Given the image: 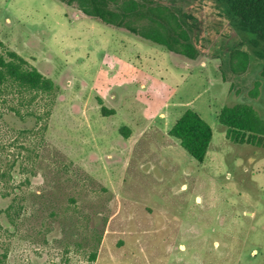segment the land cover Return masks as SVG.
I'll return each instance as SVG.
<instances>
[{
	"label": "rangeland",
	"instance_id": "rangeland-1",
	"mask_svg": "<svg viewBox=\"0 0 264 264\" xmlns=\"http://www.w3.org/2000/svg\"><path fill=\"white\" fill-rule=\"evenodd\" d=\"M149 2L199 22L195 60L62 0H0L4 47L55 85L32 172L14 173L29 180L14 221L0 199V264H264V149L230 143L217 121L236 104L264 120L262 61L246 44L233 75L215 55L236 38L215 0ZM186 110L212 129L202 163L168 136Z\"/></svg>",
	"mask_w": 264,
	"mask_h": 264
},
{
	"label": "trees",
	"instance_id": "trees-1",
	"mask_svg": "<svg viewBox=\"0 0 264 264\" xmlns=\"http://www.w3.org/2000/svg\"><path fill=\"white\" fill-rule=\"evenodd\" d=\"M62 1L68 6L75 5L81 13L103 24L124 28L189 60L200 55L194 41L196 34L192 33L197 26L193 25L196 20L174 8L153 5L149 0L143 3L137 0ZM218 5L221 18L233 29L236 38L233 44L226 45V50H214L215 55L218 54L231 74H243L250 63L249 53L242 48L247 44L262 61L260 77L264 80V0H218ZM53 84L25 59L4 47L0 40V199L11 198L6 209L10 221L19 214L18 206L14 207L15 190L29 185L27 178L16 184L14 173L28 175L32 172L38 158L37 139L43 137L45 121L55 101ZM258 85L255 83L251 97L256 96ZM101 113L106 117L114 111L101 108ZM7 117L19 122L31 120L34 128H15L7 122ZM217 121L225 128V137L230 143L264 149V120L253 107L225 106ZM212 135L210 125L191 110H186L168 131V136L198 163L205 160Z\"/></svg>",
	"mask_w": 264,
	"mask_h": 264
},
{
	"label": "flooded vegetation",
	"instance_id": "flooded-vegetation-1",
	"mask_svg": "<svg viewBox=\"0 0 264 264\" xmlns=\"http://www.w3.org/2000/svg\"><path fill=\"white\" fill-rule=\"evenodd\" d=\"M216 1V3H217V7H219L220 8V6L218 5V0H215ZM172 8H174L175 9V6H171ZM221 13H222V11H221ZM187 15H189V14H187ZM219 15H220V13H219ZM86 16V15H85ZM87 17H89V16H87ZM221 17V16H220ZM92 18V17H91ZM197 23H199L198 21H194L193 22V25H197ZM119 28H121V27H119ZM192 33H194V34H196V32H197V30H196V28L194 27L193 29H192Z\"/></svg>",
	"mask_w": 264,
	"mask_h": 264
}]
</instances>
